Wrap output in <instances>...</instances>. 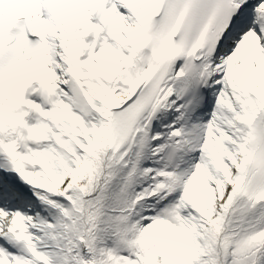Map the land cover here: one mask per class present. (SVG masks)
<instances>
[{"label":"snow or ice","instance_id":"obj_1","mask_svg":"<svg viewBox=\"0 0 264 264\" xmlns=\"http://www.w3.org/2000/svg\"><path fill=\"white\" fill-rule=\"evenodd\" d=\"M0 264H264V0H0Z\"/></svg>","mask_w":264,"mask_h":264}]
</instances>
